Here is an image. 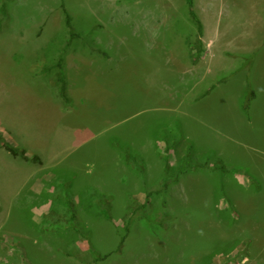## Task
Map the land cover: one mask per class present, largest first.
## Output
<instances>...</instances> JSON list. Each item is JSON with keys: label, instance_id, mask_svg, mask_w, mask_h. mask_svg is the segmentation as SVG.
<instances>
[{"label": "rangeland", "instance_id": "rangeland-1", "mask_svg": "<svg viewBox=\"0 0 264 264\" xmlns=\"http://www.w3.org/2000/svg\"><path fill=\"white\" fill-rule=\"evenodd\" d=\"M186 1L0 0V136L41 159L0 146V264H264V109L236 77L257 62L193 66ZM69 41L72 106L46 72Z\"/></svg>", "mask_w": 264, "mask_h": 264}, {"label": "crops", "instance_id": "crops-1", "mask_svg": "<svg viewBox=\"0 0 264 264\" xmlns=\"http://www.w3.org/2000/svg\"><path fill=\"white\" fill-rule=\"evenodd\" d=\"M226 1L231 6L232 16L230 24L228 23L225 26L222 24L221 14L216 15L215 23L211 21L209 25L205 20V15L198 14L195 11L204 26L203 43L205 49L201 61L197 66L200 67L207 61L209 70L213 69L211 72L218 74L220 73L218 72V65L221 64V67L227 72L226 74H231L235 73L238 69V65L236 66L235 62L247 63L253 61L254 63L256 60L255 67H252V69L247 68L246 71H242L241 74L236 75V77H242L243 81L241 101L250 90L249 77L245 74L247 73L251 79H249L250 85H253L255 88L254 93L258 94L256 102L260 98L264 99V0H225V3ZM234 8L238 9L236 14L233 13ZM242 8H244V13ZM204 12L205 14L211 13L210 10L207 12L205 9ZM227 27H229L228 30H226ZM218 89V87L214 86L207 93L210 94L213 91H218ZM227 89L232 93L231 82L223 90L217 92L216 99L223 98ZM228 97L226 94V100ZM260 103L262 104H257L256 106L252 101L250 108L264 109V100Z\"/></svg>", "mask_w": 264, "mask_h": 264}, {"label": "trees", "instance_id": "trees-1", "mask_svg": "<svg viewBox=\"0 0 264 264\" xmlns=\"http://www.w3.org/2000/svg\"><path fill=\"white\" fill-rule=\"evenodd\" d=\"M186 3H187L190 19L192 20L195 26V30H196V33H195L196 39L194 41L190 39L187 40L189 59L193 66H197L200 63L202 55L204 54V51H205L204 43H203L204 26L194 10V0H187ZM62 7H63L64 15H65V24L67 28L70 30V35H71V40H72L77 37V35L73 32L72 18L67 12V10L65 9L64 4ZM2 12L4 15H7L6 3L2 4ZM70 42L71 41H69L67 45L64 47V49L60 52L58 56V60L56 61L55 65L51 68L46 69L47 73H50L51 71L55 69L58 70L59 72L58 74L59 76L57 80L58 95H59V98L62 100V102L67 106L73 105V99L70 97L69 92H68V78H67L66 68H65V54L67 53L70 47ZM255 96H256L255 93L252 90H250L248 97L246 98L244 107H243V110L245 111L246 114H248L251 101L255 98ZM0 146L4 148L6 151H8L15 158H20L24 160L25 162H41V159L38 156L31 158L30 156H28L26 150H23L19 147L9 144L7 141L3 140L2 136H0ZM181 166L182 164L175 168H172L169 165V174L175 173V172L178 173L179 175L186 173L185 169ZM170 177H174V176H169V178ZM108 199L109 198H105L103 200V205L109 204ZM69 206L70 205H68V207ZM109 212H110L109 210L102 211V215L106 220H111V216L109 215ZM71 213H72L71 221H75L76 215L74 213V209H71ZM111 255L112 254H107L103 256L100 260L101 261L107 260Z\"/></svg>", "mask_w": 264, "mask_h": 264}]
</instances>
